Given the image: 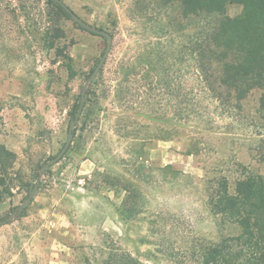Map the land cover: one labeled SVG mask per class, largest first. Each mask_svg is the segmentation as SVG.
I'll return each mask as SVG.
<instances>
[{
  "label": "rangeland",
  "instance_id": "obj_1",
  "mask_svg": "<svg viewBox=\"0 0 264 264\" xmlns=\"http://www.w3.org/2000/svg\"><path fill=\"white\" fill-rule=\"evenodd\" d=\"M59 1L112 36L98 90L104 100L85 125L83 107L68 151L42 174L66 142L73 107L107 41L56 14L47 0H0V148L14 155L0 186V218L13 217L0 227V264H106L114 252L145 264L198 263L199 243L230 233L209 213L207 180L216 171L230 179L243 177V168L247 174H264L258 93L237 114L207 107L221 117L206 126L203 108L197 125L211 130L198 132L194 142L186 129L178 138L161 141L158 137L170 139V95L155 85V97L144 106L140 86L138 116L130 122H136L135 134L152 140L132 152L121 138L126 130L117 134L114 129L120 109L112 105L111 87L118 65L155 40L156 15L149 9L143 16L136 0ZM241 10L230 5L227 15ZM164 42L170 46V40L161 46ZM167 60L170 65V54ZM127 107L123 110L130 115ZM154 118L157 125L150 122ZM106 176H120L139 189L135 217L120 215L125 191L109 187Z\"/></svg>",
  "mask_w": 264,
  "mask_h": 264
},
{
  "label": "trees",
  "instance_id": "obj_2",
  "mask_svg": "<svg viewBox=\"0 0 264 264\" xmlns=\"http://www.w3.org/2000/svg\"><path fill=\"white\" fill-rule=\"evenodd\" d=\"M47 1L56 14L71 20L67 6ZM230 5L241 6L240 14L227 15ZM135 7L143 16L151 9L156 15L157 27L153 31L154 41L148 40L141 51H135L129 61L118 65L120 73L111 87L112 105L120 109L114 129L117 134L126 130L121 138L129 143L132 152L152 140L135 134L136 122H130L138 116L135 107L141 98L140 86L145 88L147 104L144 106H150L151 98L155 97V85H163L170 95V139L158 137L161 141L178 138L186 129L194 142L195 136L200 135L198 132L211 130L197 125V120L202 121L200 112L204 116L203 108L218 107L224 109L222 114H237L254 93H258V111L264 115V0H136ZM59 37L54 35L53 38ZM165 40H170V46L165 42L161 46ZM104 79L102 68L92 89L86 92L84 125L93 108L104 100L98 95ZM125 107L131 109L130 115L123 110ZM80 108L79 96L71 112L72 118ZM212 117L221 116L207 110L203 126L212 124ZM150 122L157 125L158 119ZM259 142L262 145L259 157L264 164V139ZM12 156L0 148V186L2 177L13 167ZM139 168L144 167L139 165ZM242 172L243 177L230 179L216 171L207 180L209 213L223 229H230V233L224 235L222 231L217 241L199 243L196 264H264V174H247L244 168ZM105 182L109 187L125 191L118 209L120 215L126 220L135 217L141 207L139 189L120 176H106ZM12 219L11 216L0 218V227ZM106 264L145 263L128 253L114 252Z\"/></svg>",
  "mask_w": 264,
  "mask_h": 264
},
{
  "label": "water",
  "instance_id": "obj_3",
  "mask_svg": "<svg viewBox=\"0 0 264 264\" xmlns=\"http://www.w3.org/2000/svg\"><path fill=\"white\" fill-rule=\"evenodd\" d=\"M53 1L62 4V2L59 1V0H53ZM67 11L70 13L71 20L74 23H76L77 25H79L84 30H86V31H88L90 33H93L95 35H98V36H100V37H102L104 39H106L107 45H106L104 54L101 57L99 63L94 68L93 72L91 73V75L89 76V78L86 80V82L84 84V87H83L82 92H81V97H80L81 108L79 109V111H78L77 115L75 116V118L70 121V124H69V127H68L67 139H66V142H65L63 148L60 150V152L49 163H46L42 167V174H44L46 172V170L49 168V166L51 164L58 163L63 158V156L65 155V153L68 151V149H69V147H70V145L72 143V140L74 138V130L76 128V125L78 123V120H79V118H80V116L82 114V111H83L85 97H86V91H87L89 85L96 79V77L100 73L101 69L103 68L104 63L106 61V58L109 55V52H110V49H111V46H112V36L108 32H105V31H102V30H99V29H95L94 27H92L88 23L84 22L76 14H74L69 8H67ZM36 189H37V186H35L32 189V191L30 192V194H29V196H28V198L26 200L25 205L29 204L32 201Z\"/></svg>",
  "mask_w": 264,
  "mask_h": 264
},
{
  "label": "crops",
  "instance_id": "obj_4",
  "mask_svg": "<svg viewBox=\"0 0 264 264\" xmlns=\"http://www.w3.org/2000/svg\"><path fill=\"white\" fill-rule=\"evenodd\" d=\"M119 196V195H118ZM123 200V199H122Z\"/></svg>",
  "mask_w": 264,
  "mask_h": 264
}]
</instances>
